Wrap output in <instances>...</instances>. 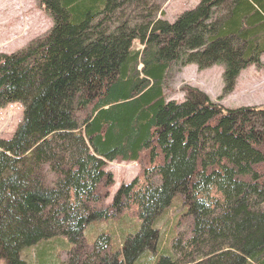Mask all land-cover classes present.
Instances as JSON below:
<instances>
[{
  "label": "trees",
  "instance_id": "obj_1",
  "mask_svg": "<svg viewBox=\"0 0 264 264\" xmlns=\"http://www.w3.org/2000/svg\"><path fill=\"white\" fill-rule=\"evenodd\" d=\"M35 1L50 29L0 54V107L23 106L0 140V264L56 237L71 245L65 264H264V108L219 104L262 67L264 0H199L171 24L159 18L170 0ZM188 65L222 67L217 102L189 85L167 98L168 70ZM108 163L140 172L106 204ZM175 197L188 234L155 258ZM128 209L134 234L85 243Z\"/></svg>",
  "mask_w": 264,
  "mask_h": 264
},
{
  "label": "rangeland",
  "instance_id": "obj_2",
  "mask_svg": "<svg viewBox=\"0 0 264 264\" xmlns=\"http://www.w3.org/2000/svg\"><path fill=\"white\" fill-rule=\"evenodd\" d=\"M198 2L199 0H170L162 6L164 14L159 18L171 24L178 15L196 7ZM51 25L50 17L35 0H0V54L9 55L19 51L32 40L45 35ZM137 45L133 48L138 50L140 47ZM261 64L259 69L249 67L240 73L232 94L219 102L224 109L264 108V56L261 58ZM222 74L221 66H212L200 72L194 65H188L184 69L173 66L168 70L165 80L167 98L181 102L184 96L181 88L189 85L204 92L211 102H217L216 99L222 94ZM22 117L23 106L20 103H9L0 107V140L11 138ZM106 171L111 172L114 179L113 186L108 189V204L120 185L129 183L139 175L140 167L134 163H108ZM183 208L180 198L175 197L170 207L159 218L156 226L162 247L155 251V258L171 247L177 235L185 237L188 234L190 219ZM138 227L139 220L136 218L135 209H128L115 220L92 223L84 232L85 243L91 246L96 237L104 233L114 235V243L119 242L123 232L134 234ZM70 247L65 238L56 237L22 250L20 259L24 264H65ZM152 261L148 260V264L157 263Z\"/></svg>",
  "mask_w": 264,
  "mask_h": 264
}]
</instances>
